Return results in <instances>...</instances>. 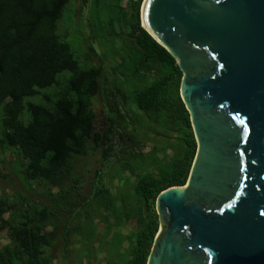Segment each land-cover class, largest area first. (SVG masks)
<instances>
[{
	"label": "trees",
	"instance_id": "trees-1",
	"mask_svg": "<svg viewBox=\"0 0 264 264\" xmlns=\"http://www.w3.org/2000/svg\"><path fill=\"white\" fill-rule=\"evenodd\" d=\"M82 1L91 3L92 31L97 27L108 35L112 28L100 45L105 49L122 38L128 48L110 70L94 47L81 58L61 34L63 22L70 27L66 15L73 0H0V148L18 155L16 169L29 192L34 182L46 185L42 193L50 200L41 204L24 192L0 195V233L6 230L9 236L0 249V264H55L60 232L66 252L72 221L87 208L86 218L96 216L100 234L99 224L112 225L119 204L103 181V167L118 137L131 139V149L120 152L126 155L123 160L140 158L144 166L148 154L158 151L145 152L147 136L165 138L169 148L176 147L173 156L153 158L155 169H132L139 212L131 216L137 230L128 264L148 263L160 228L157 198L168 188L186 185L191 173L197 142L180 93L183 73L142 27L144 0ZM95 57L100 64L93 62ZM67 71L71 76L61 79ZM54 86L57 91L43 92ZM98 96L107 107L103 126L94 108ZM100 152L102 168L92 194L85 197L77 160Z\"/></svg>",
	"mask_w": 264,
	"mask_h": 264
},
{
	"label": "water",
	"instance_id": "water-1",
	"mask_svg": "<svg viewBox=\"0 0 264 264\" xmlns=\"http://www.w3.org/2000/svg\"><path fill=\"white\" fill-rule=\"evenodd\" d=\"M141 22L183 73L197 142L147 264H264V0H144Z\"/></svg>",
	"mask_w": 264,
	"mask_h": 264
},
{
	"label": "rangeland",
	"instance_id": "rangeland-1",
	"mask_svg": "<svg viewBox=\"0 0 264 264\" xmlns=\"http://www.w3.org/2000/svg\"><path fill=\"white\" fill-rule=\"evenodd\" d=\"M90 6V2L83 5L82 0H73L70 7L71 13L70 15H66L69 16L67 20L71 21L69 24L70 27L67 28L65 22H63L60 32L61 34H65V39L81 58L89 55L93 51L91 48L94 47L101 59L107 58L106 60L108 62L106 61L105 64L110 70L111 66H116V61H118L120 55L124 52L125 54L127 53L128 48H126L122 38H117L113 43L109 42L105 49L100 45L99 42L111 33L112 28L109 26L110 32L108 31V35L104 32H100L97 27H94L95 29L92 31L90 25ZM68 11L69 9L66 10V13ZM92 13L94 26H96L97 16L94 12ZM104 20L106 21L107 17L104 16ZM105 21H103L104 25L107 24ZM93 62L100 64L98 57H95ZM70 76L71 73L67 71L62 73L60 78L65 79ZM114 80L115 79L112 80V83ZM57 90L58 87L54 86L43 89V92L53 93ZM30 99L42 102L41 97ZM94 101V108L99 116L98 125L103 126L107 113L104 98L98 96ZM133 109L135 110L136 108L133 106ZM131 116H133L132 113ZM147 137L148 138L144 140V142H146L144 145L145 152H153L155 147L158 148V151L148 154L146 159H151L145 162V166L144 163H141L142 159L140 158L136 159L132 157L129 160H123L126 155L120 152L123 149H131V139L127 136L124 138L118 137V139H116L115 152L112 155L111 161L107 163L106 167H103V181L115 192V200L117 204H119V208H115L116 213L114 212L112 225H108L106 223L107 221L104 222L105 224H99L98 228L102 232V234H100L97 227H95L98 221L96 220V216L94 215L92 219L86 218L88 214L87 211L90 210L87 208L88 210L85 214L83 213L78 219L72 221L73 226L71 225L72 229L70 228L72 230V237L66 252L65 248H63L62 231L60 232V239L53 249L55 251V264H128L129 259L132 258L131 256L133 255L132 239L135 237L137 230L136 221L135 219L132 220L131 216L139 212L136 205L137 197L133 185L136 174H132V169L139 172L147 167V165L149 169H155L156 165H152V163H154V157L173 156L174 150L176 149V147L169 148V142H167L165 138L153 139L152 136ZM180 152L181 151L178 149L176 155ZM17 158L18 155L12 150L4 151L0 148V195L4 193L14 195L18 192H24L26 195H29L32 200H38L41 204L49 203V198L42 193L48 186H40L39 183L34 182L32 183V190L34 192H29L27 186H25L17 172ZM101 162V152L77 160V170L84 175V187L82 191L85 197H90L93 192L94 183L98 180L97 172L102 168ZM126 164H131V166H126ZM8 242V232L4 230L0 233V249Z\"/></svg>",
	"mask_w": 264,
	"mask_h": 264
}]
</instances>
